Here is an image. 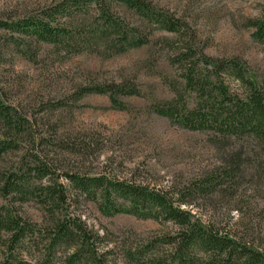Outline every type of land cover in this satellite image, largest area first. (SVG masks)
I'll use <instances>...</instances> for the list:
<instances>
[{"label":"trees","instance_id":"16d2710c","mask_svg":"<svg viewBox=\"0 0 264 264\" xmlns=\"http://www.w3.org/2000/svg\"><path fill=\"white\" fill-rule=\"evenodd\" d=\"M248 27L264 45V15ZM157 32L176 37L154 41ZM45 46L63 62L81 55L109 60L152 46L166 53L173 75L158 74L172 96L151 99L136 79L91 78L54 102L18 101L15 63H42ZM92 95L108 97L110 109L122 112L129 111L126 98L148 100L150 112L172 126L210 134L218 145H252L264 157V78L256 81L240 57L208 55L193 28L154 1L59 0L0 17V264H264L260 234L242 235L195 209L200 199L237 185L243 149L229 165L182 185L68 167L47 134L57 135L62 116ZM84 145L89 153L91 144ZM88 203L105 217L134 216L168 230L111 245L84 218ZM31 204L40 220L25 212Z\"/></svg>","mask_w":264,"mask_h":264},{"label":"rangeland","instance_id":"374dc122","mask_svg":"<svg viewBox=\"0 0 264 264\" xmlns=\"http://www.w3.org/2000/svg\"><path fill=\"white\" fill-rule=\"evenodd\" d=\"M56 1L0 0V17L23 15ZM152 1L188 23L208 55L240 57L256 81L264 78V45L254 40V29L248 27L250 20L264 15V0ZM175 37L157 32L153 40ZM51 51V47H44L40 64L22 59L15 63L18 101L54 102L91 78L127 77L136 79L151 99L172 96L158 74L173 75L166 53L159 54L152 46L109 60L81 55L63 62ZM125 102L129 111H115L110 109L108 97L92 95L82 101L85 107L62 116L58 134L47 137L56 141V151L68 167L93 175L104 169L121 177L134 174L160 186L182 185L229 165L232 156L243 149V173L237 185L229 187L223 196L200 199L195 209L205 218L234 224L242 235L252 231L264 238V157L256 155L252 145L248 149L235 141L218 145L210 134L182 130L152 114L148 100L131 97ZM87 143L92 148L84 153ZM24 210L33 220L41 219L38 206L27 205ZM83 211L91 227L107 235L111 245L145 240L168 230L158 222L134 216L105 217L94 203H88Z\"/></svg>","mask_w":264,"mask_h":264}]
</instances>
